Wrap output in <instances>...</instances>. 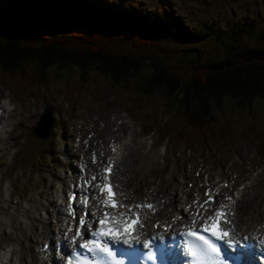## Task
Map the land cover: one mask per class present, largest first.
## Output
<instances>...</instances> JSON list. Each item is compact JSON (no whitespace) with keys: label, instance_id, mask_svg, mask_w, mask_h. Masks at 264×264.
<instances>
[{"label":"rangeland","instance_id":"obj_1","mask_svg":"<svg viewBox=\"0 0 264 264\" xmlns=\"http://www.w3.org/2000/svg\"><path fill=\"white\" fill-rule=\"evenodd\" d=\"M188 1L192 0H113L110 6L129 10L130 6L135 7L139 14L134 16L147 19L150 12L157 13L156 7L161 2L165 4L167 14L175 13L177 22L191 31H203L199 25L204 17L201 13H213L216 18L197 45L192 44V40H182L178 45L165 40L159 42L160 51L164 49L172 53L167 69L179 61L175 56L180 58L184 54L180 47L186 49L188 56L191 54L188 51L193 52L192 47H195L200 63L223 56L227 50L222 41L254 45L264 41L261 37L264 0H194L192 5ZM166 19L172 24V20ZM99 37L102 35H97L101 48L131 51L126 42L113 44L106 37ZM235 45L243 49L240 44ZM184 60L183 55L180 62ZM177 66L170 71H175ZM60 74L45 85L26 87L20 97L13 93L8 82L0 79V119L4 120V108L13 109L6 127L8 130L0 136V232L5 233L0 235V246L3 255L6 247L19 249L17 241L22 239L18 225L12 219L18 221L21 231L27 233L29 247L40 232L49 235L52 226L40 228L41 224L38 226V222L29 221L25 212H33L38 204L45 206L39 213H46L47 208L50 211L55 199L59 200L57 191L65 190L69 173L76 171L74 164L82 161L83 166L90 165L91 172L99 173L105 159L113 152L109 148L128 138V150L121 168L133 189V197L138 198L153 188L159 195L171 193L174 202L169 209L173 210L185 204L183 193L186 197L192 193L200 194L207 187L206 182H214L221 175L230 182L225 193L234 190L242 195L238 207H242L240 211L245 216L243 228L256 229L264 223V157H261L257 141L247 130L264 120V106L259 101L247 111L230 108L224 110V114L219 113L216 130L219 135L220 125L227 126L229 137L225 143L216 139L197 140L192 146L184 147L169 140L154 142L149 134L143 136L123 111L127 110L125 104L130 98L137 101L136 107L145 112L162 110L163 100L159 93L142 97L136 91L135 86L141 77L134 76L126 83L112 86L107 76L93 73L86 76L89 83L77 92L78 79L73 76L76 74ZM43 106L51 110V128L58 134L55 143L51 141V152L47 155L39 151L38 140L45 142L50 134L41 141L30 131ZM225 117L228 123L220 124ZM38 132L42 134L44 130L41 128ZM12 161L17 164L12 166ZM46 217L48 221L52 219L50 215Z\"/></svg>","mask_w":264,"mask_h":264},{"label":"trees","instance_id":"obj_2","mask_svg":"<svg viewBox=\"0 0 264 264\" xmlns=\"http://www.w3.org/2000/svg\"><path fill=\"white\" fill-rule=\"evenodd\" d=\"M112 2L0 0V79L20 97L26 87L45 85L61 72L76 74L77 92L89 81L86 76L93 73L107 76L112 86L141 77L136 91L142 97L159 93L162 110L145 112L136 107L138 102L133 98L124 103L127 110H123L142 133L151 134L154 142L169 140L184 147L197 140L225 143L229 137L227 126L220 125L219 135L216 130L219 113L230 108L247 111L256 101L264 106V41L255 45L222 41L226 53L200 63L195 47L193 52L188 51L190 56L180 47L184 54L175 56L179 61L170 68L178 66L170 71L167 65L172 53L160 51L159 42L178 45L182 40H192L197 45L209 32L216 18L213 13H201L204 17L199 25L204 30L191 31L177 22L175 13L167 14L161 2L157 13L150 12L147 19L136 18L139 12L135 7L117 9L120 7L110 6ZM99 34L113 44L126 42L131 51L101 48ZM261 37L264 40V31ZM183 55L186 60L180 62ZM226 118L220 124L228 123ZM247 130L264 156V120ZM53 133L45 142L35 138L43 155L51 152Z\"/></svg>","mask_w":264,"mask_h":264},{"label":"snow or ice","instance_id":"obj_3","mask_svg":"<svg viewBox=\"0 0 264 264\" xmlns=\"http://www.w3.org/2000/svg\"><path fill=\"white\" fill-rule=\"evenodd\" d=\"M105 171H110L109 169H106ZM95 179V177H93ZM107 179V177H106ZM107 190L109 193V196L105 200V204L111 203L112 207H116L117 204L112 200V197L115 195L109 184H105L103 188H101V192ZM206 195H209L206 193ZM209 199L211 200V196H209ZM85 202H87V198H85ZM207 203V201L205 202ZM120 207L128 208V211L132 213V208H149L152 209L153 206L151 204H138L134 206L124 205L120 204ZM221 209L224 208L223 205L220 206ZM105 217L108 216V213L104 214ZM124 215L123 213L121 214ZM132 215L137 217V221L139 220V214L138 213H132ZM217 218H223L224 223H230V221L226 218L227 214L224 213L221 210H217L215 213ZM209 220L212 219V217H208ZM80 224L83 226L85 225V220L82 217L80 219ZM100 227L91 233L95 239L86 240L84 243L79 244V248L86 250L89 253H97V257L95 259H89L88 257H82L79 253H76L74 259H69L67 264H124L123 260H119L116 258V254L112 251L109 244L107 242H102L101 238L111 236L113 240H118L121 238V235L119 233L118 229H115L113 227H109L107 230H105V219H100L99 221ZM140 227H143V224H140ZM205 231L207 229H204ZM125 231H127V228H125ZM81 232L77 231V236H80ZM188 237H191V239H188L186 241V255L189 257L188 264H228V261L222 257L221 248L212 242L211 239L206 238L204 235H199L198 231L194 230H188L186 233ZM212 235L216 238V240L223 241L225 239V236L228 235L227 231L223 232H213ZM125 244H128L127 240H124ZM231 243V241H229ZM262 244H264V241H261ZM145 249H149V241L145 240L143 244ZM147 258L151 261H155L157 259L155 253H153L151 250L147 253Z\"/></svg>","mask_w":264,"mask_h":264},{"label":"bare ground","instance_id":"obj_4","mask_svg":"<svg viewBox=\"0 0 264 264\" xmlns=\"http://www.w3.org/2000/svg\"><path fill=\"white\" fill-rule=\"evenodd\" d=\"M4 105H6V101H4ZM13 109L10 108L8 109L9 113H6V109L4 108L3 110V114H4V120L0 119V136L7 130L6 127L9 126L8 120H10L11 118V111ZM130 138L125 139L123 141H119L118 143H114V151L111 153V157L113 158L114 161V167H115V172L112 180H114L116 182V189L119 192V190H122V195L126 196V199L128 197H132V188L128 185V183L125 181L124 176L122 174L123 170L121 168L122 164H123V160L125 158V151L128 150V141ZM229 189V188H228ZM148 192V194H146ZM142 196H147L148 198H151L152 200H154L156 203V206L159 208L160 205V211L158 210V212H155L153 214H147L146 217L148 219H150L151 221L154 220H160L163 219V216L161 214V209H163L166 205L169 204L172 196L171 195H165L164 198H166V202L165 203H160L159 199H157V201L155 200L156 197V191L152 190H147L145 193H142ZM232 198L234 199V204L230 205V208L233 209V215L230 217L231 219V223L236 226V229H239L240 231H245L246 229L243 228V221L241 219V215L238 213L237 211V207H236V203H237V199H238V203H239V197L238 194L235 192V195H231ZM139 199L141 198L138 197ZM138 200V199H136ZM97 201V197L95 198V202ZM36 208V209H35ZM35 209V211H34ZM45 209L44 205H36L33 208V212L28 211L27 213L25 212V217L31 221V222H38L40 227H46L47 226V221L48 218L46 217V214L43 213V215H41L39 213V211H42ZM49 213V212H48ZM61 215H58V217H60ZM25 218V219H26ZM154 218V219H153ZM12 221L18 225V229L21 233V237L22 239L26 238V235L24 234L23 231H21V229L19 228V224L17 223L18 221H15L14 219H12ZM27 221V220H26ZM49 223V221H48ZM9 236V235H8ZM260 236V235H259ZM261 237V236H260ZM257 237V238H260ZM19 239V241H17V244L19 245V249H15V248H10V247H6L4 248V255H3V251H1L0 249V264H2V262H9L10 264H27L25 258H29V262H33L34 264L37 262L35 260H37V253L35 251L32 250H28V255L26 256L24 253L27 251V247L28 245L26 243H21V240ZM22 260V261H20ZM34 260V261H32Z\"/></svg>","mask_w":264,"mask_h":264},{"label":"water","instance_id":"obj_5","mask_svg":"<svg viewBox=\"0 0 264 264\" xmlns=\"http://www.w3.org/2000/svg\"><path fill=\"white\" fill-rule=\"evenodd\" d=\"M51 114V110L47 107H43L38 121L32 127V132H35L34 134L40 139H45L48 135L51 127ZM41 128L44 130V133L42 134L38 132Z\"/></svg>","mask_w":264,"mask_h":264}]
</instances>
